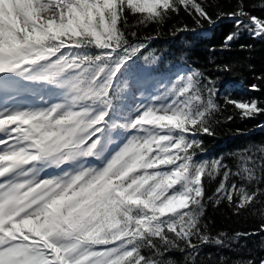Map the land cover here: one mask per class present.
Returning a JSON list of instances; mask_svg holds the SVG:
<instances>
[{"label":"snow or ice","instance_id":"snow-or-ice-1","mask_svg":"<svg viewBox=\"0 0 264 264\" xmlns=\"http://www.w3.org/2000/svg\"><path fill=\"white\" fill-rule=\"evenodd\" d=\"M254 8L264 0H0V264H264L204 253L264 233V141L208 156L202 139L264 115V99L222 91L184 55L162 71L149 50L182 14L195 27L170 35L227 19L221 51L264 40ZM222 203L259 226L213 233L206 210Z\"/></svg>","mask_w":264,"mask_h":264},{"label":"trees","instance_id":"trees-1","mask_svg":"<svg viewBox=\"0 0 264 264\" xmlns=\"http://www.w3.org/2000/svg\"><path fill=\"white\" fill-rule=\"evenodd\" d=\"M212 4L216 0H211ZM249 3L258 4L260 0H248ZM222 7L225 10H231L234 0H220ZM215 14V7L210 8ZM254 14L262 15L264 10L259 8L252 9ZM187 23L190 28L195 25L186 15L170 20L161 30V35L151 41L149 50L156 49L158 54H163V60L160 63V70H165L169 63L180 62L182 55L186 56L187 60L195 67H199L206 74L213 77H221V90L224 87L229 88L235 98H260L264 99V81L257 80V76H264V40L253 39L245 34L239 41L233 44L230 50L221 51L220 46L224 36L232 29V22L224 19L218 22L214 27L204 25L202 28H197L196 31H188L179 33L176 36L169 34V29L173 25ZM156 29L154 26H149L143 29L141 36L154 35ZM252 45L251 49L241 50L239 45ZM215 48L216 51H210ZM231 64L233 70L228 73L216 72L217 64ZM258 84L259 92L249 90V86ZM232 113L229 108L225 115ZM242 130L243 134H236V130ZM204 147L208 156H215L220 153H226L232 149L240 147L249 141L262 142L264 141V115L258 116L256 119L240 120L236 118L230 122L222 124L217 128V134L214 137L204 136ZM214 190V185L209 189V194ZM206 217L212 221L211 228L213 233L224 231L229 235L236 232L252 231L257 228L260 223L259 216H252L248 212H242L240 215L233 214V211L225 204L218 207H213L209 204L206 210ZM264 241V233L259 236L249 237L246 241L241 240L240 244H246L247 247L236 251L218 250L215 247H205L204 253H213L214 257L217 252L230 257L231 260H236L246 256L249 252L255 257L264 256V251L260 250V245ZM176 259L178 264H184L183 255L178 252L170 254ZM204 264H209L207 260Z\"/></svg>","mask_w":264,"mask_h":264}]
</instances>
